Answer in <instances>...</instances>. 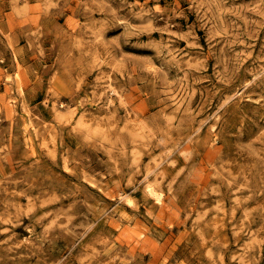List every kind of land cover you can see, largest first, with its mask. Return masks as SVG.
I'll list each match as a JSON object with an SVG mask.
<instances>
[{
  "label": "rangeland",
  "instance_id": "374dc122",
  "mask_svg": "<svg viewBox=\"0 0 264 264\" xmlns=\"http://www.w3.org/2000/svg\"><path fill=\"white\" fill-rule=\"evenodd\" d=\"M0 264H264V0H0Z\"/></svg>",
  "mask_w": 264,
  "mask_h": 264
}]
</instances>
